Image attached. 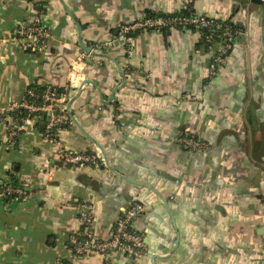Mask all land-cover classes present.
I'll return each instance as SVG.
<instances>
[{"label": "crops", "instance_id": "crops-1", "mask_svg": "<svg viewBox=\"0 0 264 264\" xmlns=\"http://www.w3.org/2000/svg\"><path fill=\"white\" fill-rule=\"evenodd\" d=\"M40 2L49 38L34 52L18 33L32 26L30 1L0 0V106L21 102L32 85L63 87L70 71L91 83L71 103L75 123L58 142L32 124L13 140L0 122V186L25 191L0 193V264H104L97 253L76 257L68 242L78 201L94 204L100 240L123 208L143 207L133 219L143 254L110 251L109 264H264V0ZM186 7L243 26L212 77L197 30H139L129 51L117 39L123 25ZM183 133L208 149L181 148ZM98 146L113 171L59 160L60 148Z\"/></svg>", "mask_w": 264, "mask_h": 264}, {"label": "built area", "instance_id": "built-area-1", "mask_svg": "<svg viewBox=\"0 0 264 264\" xmlns=\"http://www.w3.org/2000/svg\"><path fill=\"white\" fill-rule=\"evenodd\" d=\"M33 12L32 26L27 30H19V42L24 50L40 51L49 38L46 13L38 8L40 0H29ZM222 19L208 17L192 11L186 15L166 14L160 16H145L120 28L117 39L124 42L130 50L132 37L128 36L129 31L152 30V29H194L199 32V42L210 45L211 59L209 62V77L216 74L222 66L226 57L232 49L234 41L243 34L238 27L225 24ZM221 31L220 36L215 40V34ZM113 43V39L102 44H94L91 49L103 48ZM79 80L73 71H70L67 83L63 86L64 91L59 93L58 87L47 85L42 92H35L28 89L26 97L21 102H13L7 106H0V122L6 123L8 136L16 140L25 125L32 124L41 130L43 136L51 141H59V132L72 124L67 112V103L71 97L70 92L84 81ZM77 87V88H78ZM22 109L25 111L23 114ZM178 145L187 151H205L208 143L194 135L183 133L176 138ZM61 164L69 168H80L86 165L98 167L101 162L99 152H74L60 148L58 150ZM13 184V183H12ZM0 193L4 197L23 196L25 191L20 186L5 184L1 187ZM78 226L68 235V242L73 247L76 257L85 256L88 253H97L104 259V264H109L110 251H117L129 256H140L145 250L143 235L134 227L133 219L142 212L143 207L134 203L123 208L118 214L109 235L106 239H98L92 231L94 218V204L91 201H78Z\"/></svg>", "mask_w": 264, "mask_h": 264}, {"label": "trees", "instance_id": "trees-1", "mask_svg": "<svg viewBox=\"0 0 264 264\" xmlns=\"http://www.w3.org/2000/svg\"><path fill=\"white\" fill-rule=\"evenodd\" d=\"M37 7L43 9V5H42V3L40 1L38 2V6ZM190 12H192V10L189 7H186V8H183L180 12H178V13H172V14H176V15H179V14L186 15V14H189ZM161 15H166V14H161ZM147 16H160V15L148 14ZM223 22H225V24H228L230 26L238 27V28H241L242 30H244L242 25L235 24L230 19H226ZM138 31L139 30L129 31L127 35L130 36V37H134ZM220 34H221V31H218V34H215V36H214L215 37V40H218L217 38L220 36ZM199 44L205 46V48L207 50L210 49V45L209 44H203V41L202 42H199ZM28 51H30V50H28ZM45 88H46V86L32 85L30 89H33L35 92H42L43 90H45ZM58 91H59V93H62L64 91L63 87H58ZM19 110H21V112L23 111L22 109H19ZM23 114H25V111H23ZM67 127H69V126H67ZM39 128H40V130H43V128L41 126ZM101 165L103 166V163L102 162H101ZM0 187H2V186H0Z\"/></svg>", "mask_w": 264, "mask_h": 264}, {"label": "water", "instance_id": "water-1", "mask_svg": "<svg viewBox=\"0 0 264 264\" xmlns=\"http://www.w3.org/2000/svg\"><path fill=\"white\" fill-rule=\"evenodd\" d=\"M252 1H254V2H260V0H252ZM79 44H80V47H82L85 51H90V49L87 48V47L82 43V41H79ZM120 74H121V77H122L123 82H124V80H125L124 74H123L121 71H120ZM123 82H122V83H123ZM88 83H91V82H90L89 80H84V81L79 85V87L77 88L76 93H75L73 96L70 97V99H69V101H68V103H67V112H68V114H69V116H70V118H71V120H72L73 123H75V120L73 119V115H72V112H71V109H70V107H71V103L77 98V96L80 94V92L82 91V89L84 88V86H85L86 84H88ZM122 85H123V84H121V86L115 88V90H118V88H121ZM115 90H114V91H115ZM107 102H109V100H108ZM42 127H43V125H42ZM97 148H98V150H99L100 157H101L102 161L104 162V164L108 167L109 170H112V171H113V169H112V168L109 166V164H108V161H107V159H106V155H105L104 150L102 149V147H101V146H98ZM59 164H60V162H59ZM170 253H171V252H168V254H166L165 256H162V255H159V254H154V255L152 256L151 259H153V258H164V257L168 256Z\"/></svg>", "mask_w": 264, "mask_h": 264}]
</instances>
